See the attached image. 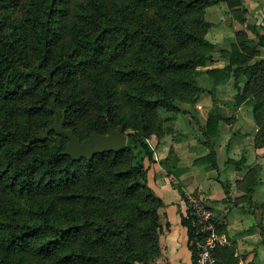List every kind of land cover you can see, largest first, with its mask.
<instances>
[{
	"label": "trees",
	"instance_id": "16d2710c",
	"mask_svg": "<svg viewBox=\"0 0 264 264\" xmlns=\"http://www.w3.org/2000/svg\"><path fill=\"white\" fill-rule=\"evenodd\" d=\"M226 2L244 21L242 0H0V264H151L168 229L163 199L149 185L150 136L178 133L176 120L234 78L236 104L249 99L264 138V58L244 30L231 48L207 37L206 9ZM224 67H201L216 55ZM246 77L243 88L239 82ZM200 125L217 166V104ZM217 106V107H216ZM64 110V114L61 110ZM63 126L84 140L122 126L126 147L79 160L64 154ZM256 181H251L252 191ZM190 246L194 234L188 208ZM217 264H238L218 245Z\"/></svg>",
	"mask_w": 264,
	"mask_h": 264
},
{
	"label": "crops",
	"instance_id": "0c3cea01",
	"mask_svg": "<svg viewBox=\"0 0 264 264\" xmlns=\"http://www.w3.org/2000/svg\"><path fill=\"white\" fill-rule=\"evenodd\" d=\"M244 21L233 15L229 6H220L228 11L231 19L226 36L219 30L210 40L221 48L230 49L236 32L244 30L258 42L256 31L264 35V0H242ZM220 19L225 20L224 14ZM232 40V41H231ZM258 45L259 55L252 61L264 58V44ZM228 60L216 55L210 65L201 67L199 82L211 88L213 82L205 70L224 67ZM242 77L239 85L246 84ZM238 89L234 78L222 81L212 94L205 93L194 106L195 116L186 113L177 118V134L158 138L153 135L149 142L154 152L150 164L148 182L153 191L164 201L161 208L163 219L169 222L168 229L160 236L161 254L151 264H192L194 249L190 246L189 229L183 223L187 213L186 196L200 193L216 213L217 229L223 242L232 251L238 264H264V138H258L256 122L250 102L236 104ZM214 103L223 110L229 120L220 121V134L216 144L217 166L207 161H196L206 156L210 149L204 143L200 125ZM216 106V107H217ZM256 181L254 189L248 188Z\"/></svg>",
	"mask_w": 264,
	"mask_h": 264
},
{
	"label": "built area",
	"instance_id": "2783aa9c",
	"mask_svg": "<svg viewBox=\"0 0 264 264\" xmlns=\"http://www.w3.org/2000/svg\"><path fill=\"white\" fill-rule=\"evenodd\" d=\"M186 203L194 234L196 264H217L215 251L223 239L217 229L215 211L200 193L187 194Z\"/></svg>",
	"mask_w": 264,
	"mask_h": 264
},
{
	"label": "water",
	"instance_id": "95a60500",
	"mask_svg": "<svg viewBox=\"0 0 264 264\" xmlns=\"http://www.w3.org/2000/svg\"><path fill=\"white\" fill-rule=\"evenodd\" d=\"M61 111L64 114V110L62 109ZM64 119L63 116L61 120L51 124L46 129L45 135H48L51 130L67 135L68 143L63 153L75 160H79L82 157L91 159L96 154L107 151L119 152L126 147L127 133L122 126L117 128L110 126L107 134L93 132L87 138L81 140L72 129L63 126Z\"/></svg>",
	"mask_w": 264,
	"mask_h": 264
},
{
	"label": "rangeland",
	"instance_id": "374dc122",
	"mask_svg": "<svg viewBox=\"0 0 264 264\" xmlns=\"http://www.w3.org/2000/svg\"><path fill=\"white\" fill-rule=\"evenodd\" d=\"M221 4L222 3L214 4V5L209 6L206 9V19L208 21L212 22V26L210 27V29H209V31L207 33L208 39L209 38L211 39L213 36H215V34L217 33V31H218V33H220L219 30L222 31L221 33L224 36H226V34H227L226 29H227V26L229 25L228 23H229V21L231 19V16H230V14H229L228 11L222 13L223 10L220 9L221 8L220 6H222ZM223 4H227V3L224 2ZM220 14H222V16L224 14L225 20H221L220 19ZM200 83L203 84L202 79H201V82ZM194 106L195 105H192V104H185V107L188 108L189 110H191L190 111L191 116H195ZM250 109H251V112H252L253 111V104L252 103H250ZM184 115H185L184 113H181L179 115V119L180 118H184ZM126 133H128V132H126ZM152 138H153V136H150V138L148 139L149 142H151V143H152Z\"/></svg>",
	"mask_w": 264,
	"mask_h": 264
}]
</instances>
